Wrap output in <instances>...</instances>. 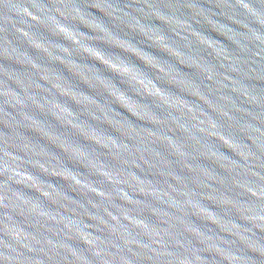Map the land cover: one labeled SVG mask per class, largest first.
<instances>
[{
  "label": "water",
  "instance_id": "obj_1",
  "mask_svg": "<svg viewBox=\"0 0 264 264\" xmlns=\"http://www.w3.org/2000/svg\"><path fill=\"white\" fill-rule=\"evenodd\" d=\"M0 264H264V0H0Z\"/></svg>",
  "mask_w": 264,
  "mask_h": 264
}]
</instances>
